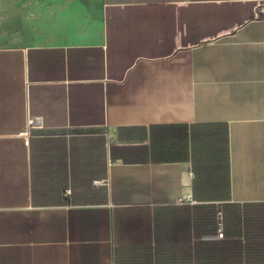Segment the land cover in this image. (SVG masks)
I'll return each mask as SVG.
<instances>
[{"label":"crops","instance_id":"1","mask_svg":"<svg viewBox=\"0 0 264 264\" xmlns=\"http://www.w3.org/2000/svg\"><path fill=\"white\" fill-rule=\"evenodd\" d=\"M70 1L0 46V264H264V0Z\"/></svg>","mask_w":264,"mask_h":264},{"label":"rangeland","instance_id":"2","mask_svg":"<svg viewBox=\"0 0 264 264\" xmlns=\"http://www.w3.org/2000/svg\"><path fill=\"white\" fill-rule=\"evenodd\" d=\"M80 9L70 0H0V46L87 40Z\"/></svg>","mask_w":264,"mask_h":264},{"label":"built area","instance_id":"3","mask_svg":"<svg viewBox=\"0 0 264 264\" xmlns=\"http://www.w3.org/2000/svg\"><path fill=\"white\" fill-rule=\"evenodd\" d=\"M29 125H31V124H29ZM25 134H27V133H25ZM66 194L67 195H71V191L67 190ZM217 233H218L217 234V238H219V239H223L224 238V233L222 232V228H221V217L219 218V228H218Z\"/></svg>","mask_w":264,"mask_h":264},{"label":"water","instance_id":"4","mask_svg":"<svg viewBox=\"0 0 264 264\" xmlns=\"http://www.w3.org/2000/svg\"><path fill=\"white\" fill-rule=\"evenodd\" d=\"M33 123H35V124H36V122H33Z\"/></svg>","mask_w":264,"mask_h":264}]
</instances>
